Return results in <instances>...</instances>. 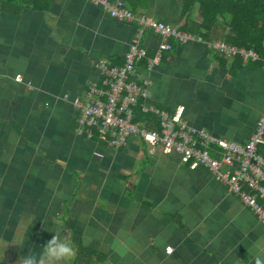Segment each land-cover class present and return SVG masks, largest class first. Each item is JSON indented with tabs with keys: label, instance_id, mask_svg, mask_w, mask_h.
<instances>
[{
	"label": "crops",
	"instance_id": "0c3cea01",
	"mask_svg": "<svg viewBox=\"0 0 264 264\" xmlns=\"http://www.w3.org/2000/svg\"><path fill=\"white\" fill-rule=\"evenodd\" d=\"M121 1L137 18L206 36L172 42L159 64L137 63L148 103L183 106L190 125L216 137L250 139L264 110V63L211 47L229 31L220 20L206 34L198 3ZM136 17L91 0H0V264H43L65 243L70 264H264V223L207 166L151 152L138 136L115 149L76 131L78 110L63 96L100 83L101 60L125 63ZM142 30L153 57L161 36Z\"/></svg>",
	"mask_w": 264,
	"mask_h": 264
},
{
	"label": "built area",
	"instance_id": "2783aa9c",
	"mask_svg": "<svg viewBox=\"0 0 264 264\" xmlns=\"http://www.w3.org/2000/svg\"><path fill=\"white\" fill-rule=\"evenodd\" d=\"M91 1L102 5L113 17L127 20L136 17L121 0ZM136 19L141 28L126 52L125 63L113 66L107 60H101L98 63L103 74L100 83L92 82L83 96H63L78 110L76 131L89 138H100L115 149L124 146L130 137L138 136L151 152L160 149L167 154H178L181 162L191 169L207 166L264 223V156L259 152V146L264 144V110L251 138L245 143H238L190 125L184 119L183 106L171 113L148 103L150 80L136 77L137 63L147 58L149 66L159 64L164 51L174 47L172 42L205 39L200 34L186 32L147 15ZM143 28H151L161 36V43L153 57H149L140 44ZM209 44L227 58L241 56L244 60L264 63V58L253 49L238 47L224 39ZM15 79L20 81L22 76L17 74ZM139 106L142 112H152L159 117V129L151 127L154 125L151 120L137 118ZM235 162L238 163L237 168L231 169ZM168 248L172 250L171 246Z\"/></svg>",
	"mask_w": 264,
	"mask_h": 264
},
{
	"label": "trees",
	"instance_id": "16d2710c",
	"mask_svg": "<svg viewBox=\"0 0 264 264\" xmlns=\"http://www.w3.org/2000/svg\"><path fill=\"white\" fill-rule=\"evenodd\" d=\"M196 3L203 18L201 27L206 34L217 31L218 22L223 20L229 31L225 38L227 42L253 49L264 58V0H190L191 5ZM137 118L151 120L154 123L151 127L160 128L159 117L152 112H142L140 106L137 107ZM73 264L88 263L79 259Z\"/></svg>",
	"mask_w": 264,
	"mask_h": 264
},
{
	"label": "rangeland",
	"instance_id": "374dc122",
	"mask_svg": "<svg viewBox=\"0 0 264 264\" xmlns=\"http://www.w3.org/2000/svg\"><path fill=\"white\" fill-rule=\"evenodd\" d=\"M109 13V12H108ZM110 14V13H109ZM199 35V34H198ZM200 35H202V34H200ZM125 59H126V54H125ZM78 245H80V241L78 240V238H77V233L75 234V236H74V241H73V246L75 247V246H77L78 247ZM69 244H67V243H65L64 245H63V249H61L62 251H61V253H59L58 255L60 256V257H56L55 259L57 260V261H52V259H54V258H52V256L50 255L49 256V258L48 257H46V258H44L43 260H42V262H45V263H43V264H70V262H69V256H70V249H69ZM3 249V247H0V250H2ZM73 252H74V248H73ZM54 259V260H55ZM1 262V261H0Z\"/></svg>",
	"mask_w": 264,
	"mask_h": 264
},
{
	"label": "water",
	"instance_id": "95a60500",
	"mask_svg": "<svg viewBox=\"0 0 264 264\" xmlns=\"http://www.w3.org/2000/svg\"><path fill=\"white\" fill-rule=\"evenodd\" d=\"M135 72H137V69H135Z\"/></svg>",
	"mask_w": 264,
	"mask_h": 264
}]
</instances>
